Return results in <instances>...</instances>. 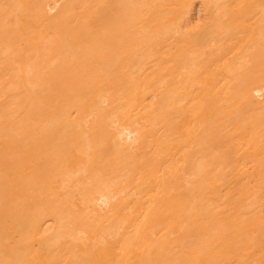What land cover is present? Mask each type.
Listing matches in <instances>:
<instances>
[{
	"label": "bare ground",
	"instance_id": "6f19581e",
	"mask_svg": "<svg viewBox=\"0 0 264 264\" xmlns=\"http://www.w3.org/2000/svg\"><path fill=\"white\" fill-rule=\"evenodd\" d=\"M0 264H264V0H0Z\"/></svg>",
	"mask_w": 264,
	"mask_h": 264
}]
</instances>
